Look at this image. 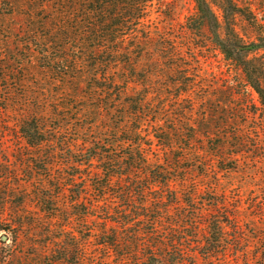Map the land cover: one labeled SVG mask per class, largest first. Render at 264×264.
Instances as JSON below:
<instances>
[{
    "label": "trees",
    "instance_id": "1",
    "mask_svg": "<svg viewBox=\"0 0 264 264\" xmlns=\"http://www.w3.org/2000/svg\"><path fill=\"white\" fill-rule=\"evenodd\" d=\"M156 1L41 0L42 31L30 21L39 67L65 84L61 105L24 129L43 172L37 226L70 236L75 264L233 262L229 231L244 241L253 222L221 182L245 165V125L214 103L216 77L199 52L213 44L243 73L261 105L245 124L264 134V73L254 65L264 36L245 43L235 27L258 19L239 0H221V16L212 0H193L185 22L173 16L165 27L151 17ZM53 234L44 247L65 255Z\"/></svg>",
    "mask_w": 264,
    "mask_h": 264
},
{
    "label": "rangeland",
    "instance_id": "2",
    "mask_svg": "<svg viewBox=\"0 0 264 264\" xmlns=\"http://www.w3.org/2000/svg\"><path fill=\"white\" fill-rule=\"evenodd\" d=\"M36 1L33 10L30 6L32 0H0V229H3L0 231V264H75L71 260L75 255L70 242L72 238L64 237L62 231H41L37 226L45 214L39 190L43 184V172L40 162L34 158L38 153L27 144L24 129L28 127L30 115L40 114L42 109L51 112L57 104L61 105L59 93L65 84L59 83L55 73L41 69L36 60V40L30 32L33 26L30 21L35 22V31H42L40 22L45 17L40 8L41 0ZM239 1L242 5H250L258 19V28L241 17L235 24L243 41L251 43L264 36V0ZM210 3L221 16V0ZM194 8L193 0H157L151 17L166 27L172 23L173 16H180V21L185 22V17L192 14ZM199 54L207 67L209 79L216 77L214 89H211L214 103L226 105L232 117L245 125L242 148L247 152L245 165L233 173L230 183L221 174V182L223 188L229 184L232 188L228 197L233 209L253 221L245 226L244 241L239 238L236 242L232 238L235 231H229L232 245L228 253L234 261L225 262L219 257L214 264H264V134L259 129L258 133L251 129L254 127L252 121L245 124L243 118L244 112L258 115L261 105L243 73L227 61L217 47L208 43ZM257 58L254 63L257 72L263 70L264 73V54H258ZM256 124L257 128L259 122ZM215 144L216 141L211 142L209 148L212 150ZM20 217L23 221H19L26 223L24 231L15 230L17 224L13 221ZM49 232H54L52 238L57 237L58 243L66 240L65 255L44 247ZM69 232L72 236L75 231ZM78 232L81 233L78 237L89 238L87 231ZM87 245L90 246L88 253H91L92 246ZM84 264L91 263L86 261Z\"/></svg>",
    "mask_w": 264,
    "mask_h": 264
}]
</instances>
